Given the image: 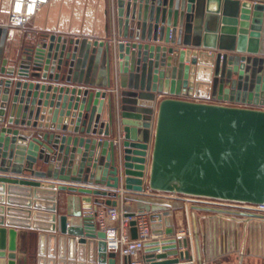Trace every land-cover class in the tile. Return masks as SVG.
Segmentation results:
<instances>
[{
  "label": "water",
  "instance_id": "1",
  "mask_svg": "<svg viewBox=\"0 0 264 264\" xmlns=\"http://www.w3.org/2000/svg\"><path fill=\"white\" fill-rule=\"evenodd\" d=\"M118 5L120 23L126 16L134 29L116 42L118 105L89 77L97 46L110 72L109 41L50 35L14 65L2 60L0 264L17 263V228L40 231L41 261L48 253L50 264H118L97 215L121 197L130 201L123 208L133 238L135 216L146 214L153 227L144 264H193L168 194L264 206V0ZM202 86L211 101L192 98ZM106 98L108 121L101 122ZM60 191L69 193L65 213Z\"/></svg>",
  "mask_w": 264,
  "mask_h": 264
},
{
  "label": "crops",
  "instance_id": "2",
  "mask_svg": "<svg viewBox=\"0 0 264 264\" xmlns=\"http://www.w3.org/2000/svg\"><path fill=\"white\" fill-rule=\"evenodd\" d=\"M12 1L0 0V66L3 59L8 60V67L14 65L15 59L24 52L26 47L39 41H47L50 35L68 40L109 41L112 46L111 56L113 59L110 72L105 65V48L97 46L96 61L89 77L94 82L93 87L95 89L107 90L109 94H113L114 103L116 105L120 103V93L124 88L120 85L117 68L116 42L125 40L124 32L128 30L131 34L134 29L132 23L125 22L126 16H124V21L120 23L118 0H49L22 27H13L9 24ZM125 8L127 12V6ZM108 83L110 84L107 85ZM198 91L201 95L198 98L192 97L193 99L212 100L206 95L208 91L206 86L200 87ZM162 97V95H158V99ZM108 112V99L106 98L101 122L108 121ZM112 138L116 140L118 136L113 135ZM149 160L148 158L146 174L148 173ZM118 165L120 166L119 161ZM120 168L123 171V167ZM121 170L120 176L124 180ZM7 175L14 174L8 173ZM17 176L29 177L30 175ZM91 186L107 188L104 185ZM145 190L150 191L147 185ZM125 191V187L121 184L118 192L120 195H124ZM68 194L65 191H60L58 194L57 201L60 213H65L68 209ZM174 199L177 206L170 210L173 226L177 236L188 237L190 253L194 257L193 264H264V206L257 207V211L253 209L254 213H252V206L242 209V206L237 204L210 203L182 196L174 197ZM121 200L122 198H118L119 202ZM124 203H130V201H124ZM108 208L109 205L106 204L99 206V210ZM196 221L198 223V248L196 244ZM151 230V239L147 242L146 247L150 246L156 239L152 225ZM17 231L18 256L16 264H50L48 263V253L44 254L46 261H41L42 255L39 253L40 231L32 228H17ZM239 243L241 244V252L236 247V244ZM224 245L225 247H223ZM41 249L44 252L50 250L48 244L45 247L42 246ZM62 249L60 241H57L53 252L59 254ZM145 249L133 258H140L144 261ZM188 263L187 260L181 262V264ZM51 264H60V262ZM118 264H121L120 257H118Z\"/></svg>",
  "mask_w": 264,
  "mask_h": 264
},
{
  "label": "built area",
  "instance_id": "3",
  "mask_svg": "<svg viewBox=\"0 0 264 264\" xmlns=\"http://www.w3.org/2000/svg\"><path fill=\"white\" fill-rule=\"evenodd\" d=\"M49 0H13L9 15V24L13 27H22L39 11L40 7ZM170 196H181L168 194ZM119 202L118 206H109L106 210H99L97 222L100 229L106 230L108 233L107 243L111 251L118 253L121 264H124L123 257L130 255L132 257L131 264H144L140 258L133 256L142 252L146 243L151 239V222L146 214H140L134 218L137 221L138 237L133 238L131 235V217L127 216L123 208L124 200ZM212 203H230L207 198H194ZM254 206V205H253ZM263 207V206H254Z\"/></svg>",
  "mask_w": 264,
  "mask_h": 264
},
{
  "label": "rangeland",
  "instance_id": "4",
  "mask_svg": "<svg viewBox=\"0 0 264 264\" xmlns=\"http://www.w3.org/2000/svg\"><path fill=\"white\" fill-rule=\"evenodd\" d=\"M193 199H194V198H193ZM210 203H211V202H210ZM235 204H237V205H239V206H242V209H243V208H247V207H249V206H252V208H251V209H252V211H251L252 213H254V212H253V211H254L253 209H256V207L253 208L255 205L253 206V205H249V204H240V203H235ZM243 206H244V207H243ZM242 209L240 208L241 211H242ZM256 211H257V209H256ZM241 213H242V212H241ZM252 215H253V214H252ZM195 230H196V236H197V237H196V240H197V241H196V244H197V248H198V223H197V221H196V228H195ZM240 245H241L240 243H239V244H236V247H237V249H240V250H238V251L241 252L242 249L240 248ZM223 247H225V245H224Z\"/></svg>",
  "mask_w": 264,
  "mask_h": 264
}]
</instances>
